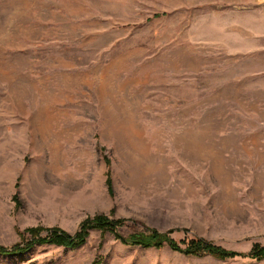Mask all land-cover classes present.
<instances>
[{
  "label": "rangeland",
  "instance_id": "obj_1",
  "mask_svg": "<svg viewBox=\"0 0 264 264\" xmlns=\"http://www.w3.org/2000/svg\"><path fill=\"white\" fill-rule=\"evenodd\" d=\"M101 215L0 264H264V0H0V246Z\"/></svg>",
  "mask_w": 264,
  "mask_h": 264
},
{
  "label": "trees",
  "instance_id": "obj_2",
  "mask_svg": "<svg viewBox=\"0 0 264 264\" xmlns=\"http://www.w3.org/2000/svg\"><path fill=\"white\" fill-rule=\"evenodd\" d=\"M120 221L111 220L106 216H97L94 219H89L81 229L80 232L75 235H71L69 232L62 230L60 228H54L49 230L48 236L44 237L41 235L42 228L29 230L32 240L27 242L25 246L17 244L11 248L0 246V256L1 255H15L19 253H24L30 250L33 245L37 243H54L58 245H63L65 247H78L86 241L89 235V228L98 227L103 230L111 229L116 230L120 225ZM121 237V236H120ZM122 238V237H121ZM124 239V238H123ZM124 242L129 245L142 246L145 248H161L165 244H168L171 248L179 251H183L186 254L191 255H204L210 253L215 257L226 259L235 256L236 253L229 252L228 250L214 245L213 243L205 239H195L192 240L185 250L178 245V243L173 240L168 233H161L157 230H150L148 233H136L130 235L128 238L124 239ZM253 257H258L259 259L264 258V248L256 246L253 250Z\"/></svg>",
  "mask_w": 264,
  "mask_h": 264
}]
</instances>
